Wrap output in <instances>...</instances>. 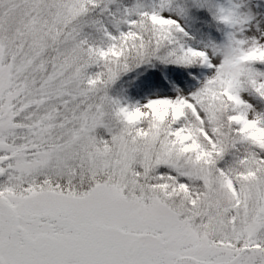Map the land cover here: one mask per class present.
Wrapping results in <instances>:
<instances>
[{
    "label": "snow or ice",
    "instance_id": "snow-or-ice-1",
    "mask_svg": "<svg viewBox=\"0 0 264 264\" xmlns=\"http://www.w3.org/2000/svg\"><path fill=\"white\" fill-rule=\"evenodd\" d=\"M101 3L0 0V264H264V113L241 96L264 100V35L210 63L171 0L108 13L115 35ZM132 56L215 70L129 107L108 88Z\"/></svg>",
    "mask_w": 264,
    "mask_h": 264
},
{
    "label": "rangeland",
    "instance_id": "rangeland-1",
    "mask_svg": "<svg viewBox=\"0 0 264 264\" xmlns=\"http://www.w3.org/2000/svg\"><path fill=\"white\" fill-rule=\"evenodd\" d=\"M120 1L123 0H102V4L105 3L104 7L106 5L107 9L115 11L113 14L119 17V14H123L120 10ZM187 1H189L190 6L192 3L193 10L187 11L184 8L187 6ZM187 1L184 2V5H181L180 0L179 2L171 0L170 6L163 9L160 14L175 19L180 24V27L183 28L184 33H187V36L191 38L188 41L189 47L206 51L210 57V63L219 55L217 49L228 43L230 34H235L237 38L259 37L264 34V0H222L224 9L235 11L241 21L235 26L227 25L226 32L224 31L222 34L212 26L214 22L212 24L211 18L207 17L211 10L210 4L216 3V0ZM130 3H133V5ZM158 3L159 0H133V2H129V5L132 8L134 5L139 4L151 10L152 6L158 5ZM134 18L135 16L129 17V19ZM126 26L125 24H120L119 30L124 31ZM112 31L116 32L117 29L113 28ZM225 33L226 35H224ZM199 66L195 77H188L184 71L174 69L170 75L169 83L156 79L154 82L138 86L136 90L130 89L126 94L128 98H130L129 94L133 96V106L136 107L146 105L151 99H175L179 95L188 96L215 70L214 68L210 69L206 64L203 67V64L199 63ZM252 67L257 72L264 73V64L255 63ZM241 96L253 106L256 112L264 111V100L250 89L245 88L242 90ZM120 102L122 105H128L124 98ZM96 134L98 136H107L106 130L102 127L96 130Z\"/></svg>",
    "mask_w": 264,
    "mask_h": 264
},
{
    "label": "trees",
    "instance_id": "trees-1",
    "mask_svg": "<svg viewBox=\"0 0 264 264\" xmlns=\"http://www.w3.org/2000/svg\"><path fill=\"white\" fill-rule=\"evenodd\" d=\"M131 1L133 2V0L120 1V5H121L120 10L122 13L124 9L130 8L129 2ZM177 1L179 2V0ZM186 1L187 0H180V4L184 5V2ZM104 4L105 3L103 4L101 3L100 8L95 9L90 15L93 18H99L105 21L106 26L109 28V30L114 35L118 34L117 31L113 32L112 29L114 27L111 24L107 23L108 20L111 19L108 13L113 14L115 13V11H111L110 9H107V11L101 12V8H104ZM130 4L133 5V3ZM189 4H190L189 1H187V6L184 7L186 8L187 11L194 9L192 3L191 6ZM220 8H224L222 0H216V3L210 4L211 10H210V14L207 15V17L211 18L212 24L214 22V24L211 25L222 34V32L224 31L226 32L227 25L223 24L218 19ZM120 16L122 15L119 14V17ZM126 30H127V26L125 27L124 31ZM177 35L180 38L181 42L186 47H189L188 41L191 40V38L188 37L187 35H184L183 33H177ZM224 35H226V33ZM199 67H200L199 63H193L190 65L165 63L159 59L153 58L147 62L139 63L136 66H129L127 71L120 73L118 78L109 86L108 94L113 98L118 99L119 101L122 98H124L128 103L127 106H130L132 104V95L129 94L130 98H128V95L126 94L128 91H130V89L136 90L138 86H142L149 83L150 80L153 78L161 79L163 81H166V83H169L170 75L174 69L184 71V73L188 77H193V76L195 77V74ZM203 67L202 69H204Z\"/></svg>",
    "mask_w": 264,
    "mask_h": 264
},
{
    "label": "clouds",
    "instance_id": "clouds-1",
    "mask_svg": "<svg viewBox=\"0 0 264 264\" xmlns=\"http://www.w3.org/2000/svg\"><path fill=\"white\" fill-rule=\"evenodd\" d=\"M264 35V34H262ZM151 55V54H150ZM126 60H127V64H128V67L129 66H136L137 64L141 63L140 60H138L135 56H132V57H126ZM147 62V60L145 61ZM261 113H264V111H260ZM255 114V113H254ZM256 136L258 139H264V133H259L257 132L256 133Z\"/></svg>",
    "mask_w": 264,
    "mask_h": 264
}]
</instances>
